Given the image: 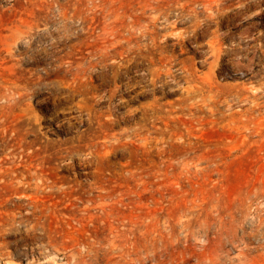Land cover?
Wrapping results in <instances>:
<instances>
[{
	"label": "rangeland",
	"instance_id": "obj_1",
	"mask_svg": "<svg viewBox=\"0 0 264 264\" xmlns=\"http://www.w3.org/2000/svg\"><path fill=\"white\" fill-rule=\"evenodd\" d=\"M51 261L264 264V0H0V264Z\"/></svg>",
	"mask_w": 264,
	"mask_h": 264
},
{
	"label": "bare ground",
	"instance_id": "obj_2",
	"mask_svg": "<svg viewBox=\"0 0 264 264\" xmlns=\"http://www.w3.org/2000/svg\"><path fill=\"white\" fill-rule=\"evenodd\" d=\"M96 3V2H95ZM42 101V100H41ZM29 115V114H28ZM34 117V116H33ZM33 119V118H32ZM20 121V120H19ZM24 121V120H23ZM33 121H34V119H33ZM25 122V121H24ZM29 122V121H28ZM20 123H21V121H20ZM19 123V124H20ZM27 123V122H26ZM25 124V123H24ZM23 124V125H24ZM15 125V124H14ZM29 125V124H28ZM34 126V125H33ZM13 130V129H12ZM30 131V130H29ZM14 133V132H13ZM18 135H19V133H18ZM21 135V134H20ZM15 137V136H14ZM8 139V138H7ZM15 140V139H14ZM9 148V147H8ZM2 162V161H1ZM51 262H53V264H54V262H56V261H51ZM30 263V262H29ZM50 263V262H49Z\"/></svg>",
	"mask_w": 264,
	"mask_h": 264
}]
</instances>
